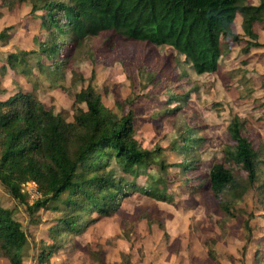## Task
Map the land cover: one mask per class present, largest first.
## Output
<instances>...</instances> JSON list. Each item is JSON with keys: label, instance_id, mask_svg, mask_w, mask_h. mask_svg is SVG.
<instances>
[{"label": "rangeland", "instance_id": "obj_1", "mask_svg": "<svg viewBox=\"0 0 264 264\" xmlns=\"http://www.w3.org/2000/svg\"><path fill=\"white\" fill-rule=\"evenodd\" d=\"M0 10V33L7 28L5 38L0 37V94L6 90L0 99L30 91L47 108L71 120L76 92L92 83L114 114L134 112V137L142 148L158 150L156 162L137 174L122 171L112 159L109 168H114V175L135 186L125 189L108 215L89 211L75 222L76 231H56L64 217L59 201L32 216L26 204L0 184V203L13 210L29 234L24 264H40V254L47 257L41 264H264L263 19L253 21V37L237 14L229 29L233 36L223 39L224 54L212 73H195L172 46L112 32L87 37L72 50L63 47L62 55H71L54 71L46 55H41L46 68L35 66L39 46L49 35L40 28V17L31 14V4L13 9L0 5ZM31 50L37 53L31 63L25 56L23 65L31 64L32 72L7 65L9 54ZM236 118L243 134L261 151L260 177L242 197L226 194L218 199L208 173L235 144L229 126ZM190 134L193 148L187 153L183 138ZM189 160L194 161L184 169ZM148 184L159 185L165 199L144 192ZM28 186L31 205L40 195L37 185ZM221 200L233 203V214L222 208ZM0 264L9 261L0 256Z\"/></svg>", "mask_w": 264, "mask_h": 264}, {"label": "trees", "instance_id": "obj_2", "mask_svg": "<svg viewBox=\"0 0 264 264\" xmlns=\"http://www.w3.org/2000/svg\"><path fill=\"white\" fill-rule=\"evenodd\" d=\"M0 1L7 9L24 2L31 4V14L40 17V28L49 35L39 46L35 66L44 70L41 55H46L52 59L50 68L54 71L68 63L71 53L63 56V47L68 45L72 50L87 37L112 32L129 40L172 46L185 56L195 73H212L224 54L223 39L233 36L229 29L237 14L244 18L245 32L253 37V21L264 20L260 16L264 15V0L259 4H247L246 0ZM6 29L0 37L5 38ZM36 53H11L7 65L15 71L32 72L31 64L23 65V61L28 56L31 63ZM242 126L239 118L231 122L229 131L235 144L226 150L225 160L215 162L208 173L212 193L218 199L226 194L242 197L260 177L261 151L243 134ZM134 135V112L114 114L92 83L76 92L71 120L47 108L35 93L19 90L0 99V184L26 204L32 216L59 201L64 217L56 231H76L75 222L89 211L108 215L116 209L125 189L135 186L134 182L127 186L114 175V168H109L112 159L122 171L135 174L156 162L158 150L142 148ZM192 137L183 138L187 153L193 148ZM192 161L184 162V169ZM161 167L166 168L164 164ZM32 181L41 195L30 205L24 185ZM143 191L157 199L166 197L159 185L148 184ZM221 202L222 208L233 214V203ZM245 226L250 227L248 219ZM29 242V234L13 210L0 203V256L9 264H24ZM38 259L41 264L47 257L40 254Z\"/></svg>", "mask_w": 264, "mask_h": 264}, {"label": "built area", "instance_id": "obj_3", "mask_svg": "<svg viewBox=\"0 0 264 264\" xmlns=\"http://www.w3.org/2000/svg\"><path fill=\"white\" fill-rule=\"evenodd\" d=\"M29 184H34V185H37L35 182H27L25 185H24V191H26V192H28V193H31L30 192V190H29ZM36 192L39 194V195H41L40 194V192L38 191V189H36ZM38 197H40V196H38Z\"/></svg>", "mask_w": 264, "mask_h": 264}, {"label": "crops", "instance_id": "obj_4", "mask_svg": "<svg viewBox=\"0 0 264 264\" xmlns=\"http://www.w3.org/2000/svg\"><path fill=\"white\" fill-rule=\"evenodd\" d=\"M1 97V96H0Z\"/></svg>", "mask_w": 264, "mask_h": 264}]
</instances>
